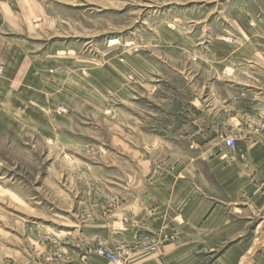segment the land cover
I'll return each instance as SVG.
<instances>
[{
  "label": "rangeland",
  "instance_id": "1",
  "mask_svg": "<svg viewBox=\"0 0 264 264\" xmlns=\"http://www.w3.org/2000/svg\"><path fill=\"white\" fill-rule=\"evenodd\" d=\"M21 3L55 21L40 42L67 47L70 94H52L39 130L0 141V264L245 257L259 218H244L243 237L232 228L207 238L197 232L195 247L174 250L163 247L175 234L129 238L108 215L120 201L148 194V181L193 176L181 167L200 152L194 143L239 137L264 117V0ZM263 239L244 264H254ZM99 246L116 260L98 254Z\"/></svg>",
  "mask_w": 264,
  "mask_h": 264
},
{
  "label": "crops",
  "instance_id": "2",
  "mask_svg": "<svg viewBox=\"0 0 264 264\" xmlns=\"http://www.w3.org/2000/svg\"><path fill=\"white\" fill-rule=\"evenodd\" d=\"M54 22L23 9L21 0H0V64L4 67L0 76V141H19L23 134L39 130L49 118L52 94L60 89H65L66 96L70 94L67 47L54 43L45 48L40 42L50 38L45 39L49 29H54ZM49 78L52 81H46ZM235 120L241 123L238 118ZM249 122L246 131L241 123L245 131L241 136H231L236 140L234 148H229L224 140L191 145L200 152L195 159L184 162L181 170L193 176L148 181V194L120 201L122 205L113 209L108 221L114 226L123 224L125 236L133 239L142 236L141 232L165 237L175 234L176 240L163 248L178 250L195 247L197 232L207 238L213 233L223 235L232 228L240 232L236 237H243L244 218H259L258 242L255 239L238 263L235 252L229 253L224 263L244 264L247 255H253L264 238V230L260 231L264 226V129L258 128L257 117ZM141 183L145 182L138 185ZM261 247L254 264H264V239ZM159 263V258L133 262ZM192 263L193 260H185L178 264Z\"/></svg>",
  "mask_w": 264,
  "mask_h": 264
},
{
  "label": "built area",
  "instance_id": "3",
  "mask_svg": "<svg viewBox=\"0 0 264 264\" xmlns=\"http://www.w3.org/2000/svg\"><path fill=\"white\" fill-rule=\"evenodd\" d=\"M3 71H4V67H2V65L0 64V76L3 74ZM258 128L264 129V117H261L260 122L258 124ZM224 142L229 148H234L236 140H235V138H232L231 136H226L224 139ZM141 244L144 247H147V244L145 242H141ZM96 252H98V254L106 257L107 259H109L111 261H115L117 258V254L115 252H111L109 250H106L104 247H101V246L97 247Z\"/></svg>",
  "mask_w": 264,
  "mask_h": 264
}]
</instances>
